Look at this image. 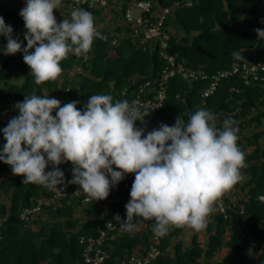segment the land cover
Wrapping results in <instances>:
<instances>
[{
  "label": "trees",
  "instance_id": "1",
  "mask_svg": "<svg viewBox=\"0 0 264 264\" xmlns=\"http://www.w3.org/2000/svg\"><path fill=\"white\" fill-rule=\"evenodd\" d=\"M125 1L119 0L121 13L126 7ZM142 1L170 9L164 22L169 36L167 54L174 56L185 69L202 71L208 78L188 81L175 75L168 79L162 106L145 113V123L135 121L134 126L151 131L161 123L174 124L178 115L187 122L191 113L204 108L213 113V123L217 127H221L223 120L229 117L236 121L238 147L242 152L244 146L251 148L244 154L246 167L240 169L247 175L241 186L244 196L235 203L225 199L224 194L221 196L223 203L214 208L205 228V246L199 244L198 233L191 226L190 243L183 246L178 237L185 225L170 226L167 234L156 244L160 254L149 264H198L201 258L204 259L203 264H264V147L259 144L264 136V128H261L264 126V80L246 85L240 72L222 78L213 94L201 95L208 88L210 77L229 70L234 60L240 64L264 62V38L257 37L255 32L264 16V0ZM67 3L65 0V9ZM19 10L7 9L0 3V16L12 26L13 35L19 37L23 49L26 30ZM93 13L97 24L104 12L95 9ZM172 25L181 32V37L171 35L169 27ZM97 31L106 39L94 38L87 53H70L62 59V71L55 80L36 83L21 51L11 55L0 54V129L8 122L2 117L3 106L14 107L25 95L54 96L61 105L79 100L76 106L81 109L93 94H108L113 102L126 99L132 103L140 87L146 84L144 91L147 93L141 98L146 100L153 96L166 65L159 55L158 46L151 49L132 35L121 36L124 31L129 34V29L119 24L110 30ZM5 43L4 37L0 36V47ZM234 51L243 54L245 60L236 59L232 55ZM74 68L80 71L73 77L63 74ZM17 114L15 110L14 116ZM52 115H55V110ZM250 127L254 128L253 133L248 137L242 135L243 130ZM4 143L0 133V147ZM67 167L64 188L72 189V184L68 183L72 168L68 163ZM131 185L132 182L126 181L118 183L120 198L110 204L102 219V211L97 204L82 207L80 199L68 196L43 207L29 221H24L20 219L22 210L39 199H51L54 189L23 183V176L13 174L8 165L0 162V264H82L80 237L95 235L105 220L120 221L115 217L117 214L121 220L125 218L124 205L130 198ZM110 192L101 201H106ZM78 212L83 213L86 219L77 217ZM138 223L145 225L138 234L121 227L113 232L114 240L110 247L104 248L109 256L107 263L120 261L132 254L145 255L150 249L154 220L141 219ZM222 245L228 248L227 260L225 263H212L210 259ZM248 248L257 253L255 258H249L245 253Z\"/></svg>",
  "mask_w": 264,
  "mask_h": 264
},
{
  "label": "clouds",
  "instance_id": "2",
  "mask_svg": "<svg viewBox=\"0 0 264 264\" xmlns=\"http://www.w3.org/2000/svg\"><path fill=\"white\" fill-rule=\"evenodd\" d=\"M60 4L61 0H25L18 13L26 30L23 49L12 26L0 16V36L6 41L0 54L21 51L36 83L55 80L62 59L87 53L94 38L106 39L97 31L93 14L82 8H74L70 19L57 23L53 9ZM255 32L264 38V28ZM232 55L245 60L238 51ZM78 103L61 105L54 96L25 95L14 105L18 114L0 129L5 140L0 162L23 176V183L58 192L66 185L57 165L70 162L68 183L78 185L94 201L104 200L126 174L134 173L125 218L115 217L127 231L141 219H153L152 230L159 236L174 225L206 228L217 199L242 179L245 157L231 117L217 127L213 113L200 108L187 122L178 115L174 124L161 123L146 131L134 126L145 117L135 102H113L111 95L93 94L82 109Z\"/></svg>",
  "mask_w": 264,
  "mask_h": 264
},
{
  "label": "built area",
  "instance_id": "3",
  "mask_svg": "<svg viewBox=\"0 0 264 264\" xmlns=\"http://www.w3.org/2000/svg\"><path fill=\"white\" fill-rule=\"evenodd\" d=\"M126 7L121 13V5L119 0H68L66 4L67 14L70 18V13L74 8H82L93 14V10L100 9L106 13V9L112 10L111 16L114 14L115 21L119 25L127 27L129 29V34L135 37L140 44L144 46H149L151 49L158 46L159 55L162 57L166 65L161 71L160 81L157 85V89L153 91V96L151 98L143 100L141 95L146 94L144 88L140 87L136 97L133 99L132 103L135 102V105L141 110L144 115L147 112L154 111L162 106V102L165 99V84L168 79L174 77L175 75H180L185 80H196V79H205L208 78L205 73L202 71H191L184 68L181 63H177L174 56L168 55L166 49L168 47L169 36L165 31L164 22L167 16L170 14L169 8H158L153 5L150 1L142 0H126ZM100 18L98 19L97 24H95L96 29H101L99 27ZM115 45V41L112 42ZM241 72V77L244 80V84L250 85L251 83H256L263 81L264 77V62H246L238 63L237 60H234L231 64V67L227 71L219 72L210 77V84L208 88L202 91V97H207L216 89L218 82L227 76H232L236 73ZM142 117H138L140 119ZM143 122L144 118H143ZM67 163L72 168L70 162H65L63 164L57 165L64 172L66 171ZM49 166V170H50ZM134 173H128L125 175L122 181L133 182ZM60 188L61 186H57ZM72 189L63 188V192H58L54 190V195L51 199H39L34 205L29 208L22 210L20 214V219L24 221H29L34 215L39 213L43 207H48L51 204L57 202L58 199H63L66 197L78 198L80 199V204L82 207H85L89 204H97L101 208L102 216L109 210L111 203L119 200L120 196L117 193L118 185L111 190L110 196L106 201L97 200L94 201L89 195L79 188L78 185L72 184ZM263 200V197H260ZM1 226V221H0ZM120 228V221H103V227L96 230L95 235L80 237L79 243L83 245V250L81 252L82 264H149L157 255L160 254V250L156 248V244L159 243V240L164 236L156 235L155 233L151 237L150 249L146 252L145 255L132 254L125 257L120 261L113 263H107L109 258L105 247H110L111 242L114 240L116 232Z\"/></svg>",
  "mask_w": 264,
  "mask_h": 264
},
{
  "label": "rangeland",
  "instance_id": "4",
  "mask_svg": "<svg viewBox=\"0 0 264 264\" xmlns=\"http://www.w3.org/2000/svg\"><path fill=\"white\" fill-rule=\"evenodd\" d=\"M24 2L25 0H0V3H2L4 7L7 9H13V8L21 9L24 6ZM64 2L65 0H61V4L58 7V9H53V14L57 19V23H59L62 19H65V18L68 19V14H67V10L65 9ZM110 13H112V10L106 9V13H101L100 15L101 18L104 20L102 21V19H100L99 27H101V29H103L104 31L112 29L117 24L115 21L114 14L111 16ZM262 20H264V16L261 19V21ZM261 21L259 23L258 28H262V26H264V23H262ZM169 28H170L169 32H171L172 36L177 37V38L181 37L182 34L176 27L172 25V27H169ZM125 35L127 36V33L124 31L121 36H125ZM79 71L80 70L78 68H74L71 71L63 72V74H66L68 77H73L75 73H78ZM3 108H4V112L2 116L3 120L8 121L11 117L14 116L15 108L12 106H7V105L3 106ZM261 128H264V126ZM253 131H254V128L252 129L250 127L249 129L243 130L242 135L248 137L253 133ZM259 144L262 147H264V136L260 139ZM250 151H251V148L244 146V152H243L244 154H247ZM263 159H264V153H263ZM241 175H242V179L237 183V186L231 190H227L224 192L225 199H227L230 203H235L236 201L242 199L244 196L245 191L241 189V186H242V183L246 181L247 175H245L242 171H241ZM5 200L6 199H4V201ZM222 203H223V198L221 197L218 198L214 204V208H216L217 206L219 207ZM76 216L82 220L86 219L85 215H83V213L81 212H78ZM144 228H145V225L143 223H138L135 229L132 231L138 234ZM196 231L198 233L199 244L202 246H205L206 239H207V232L205 231V228L201 230H196ZM192 234L193 232H192L191 227L188 225H185V228L183 229V231L180 233L178 237L181 240V243L183 244V246H188V244L190 243ZM245 253L248 255L249 258H255L257 256V253L252 251L250 248H248L245 251ZM228 254H229L228 248H226L225 245H222V247L219 248L217 252L214 254V256L210 259V261L212 263H216V262L225 263V261L227 260ZM203 261L204 259L201 258L198 264H203Z\"/></svg>",
  "mask_w": 264,
  "mask_h": 264
},
{
  "label": "crops",
  "instance_id": "5",
  "mask_svg": "<svg viewBox=\"0 0 264 264\" xmlns=\"http://www.w3.org/2000/svg\"><path fill=\"white\" fill-rule=\"evenodd\" d=\"M116 23L118 24V22L116 21Z\"/></svg>",
  "mask_w": 264,
  "mask_h": 264
}]
</instances>
